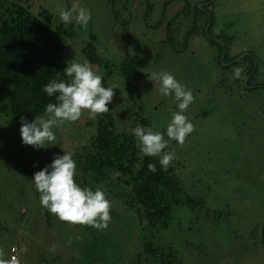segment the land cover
<instances>
[{"label":"rangeland","instance_id":"374dc122","mask_svg":"<svg viewBox=\"0 0 264 264\" xmlns=\"http://www.w3.org/2000/svg\"><path fill=\"white\" fill-rule=\"evenodd\" d=\"M10 1L28 3L31 8L46 6L56 22H62L59 10H68L73 4L89 9L91 20L86 28L75 21L69 23L74 36L67 41L65 54L84 58V44L96 36L100 52L112 62L114 74L108 82L117 99L125 88L118 70L120 60L126 52L139 54L144 74L139 92L142 115L154 121L153 130L163 133L165 140L172 117L167 109L173 105L174 112L179 111V101L174 94L163 96L160 82L149 79L151 73L167 71L191 90L194 101L183 114L194 131L182 146L175 143L173 151L183 163L176 169L185 189L182 196L202 199L208 210L200 211L197 206L200 212H195L183 202L168 228L142 225L135 210L118 208L126 205L121 187L114 189L115 198L105 183L84 177L78 168L79 145L90 134L87 130L96 128L98 115L90 118L84 111L79 120L53 129L55 141L37 148L23 144L19 122L0 112V250L4 258L16 256L20 264H138L144 237L151 236L155 245L172 247L174 264H264V0H213L212 33L220 38L229 35L232 52H241L240 62L253 53L260 62L257 80L250 85L246 79L233 78L236 67H223L231 62L223 61L225 52L220 62V51L212 46L200 21L193 25V13L177 18L176 32L169 34L173 40L165 42L167 20L187 0ZM189 1H202L199 6L203 8L207 0ZM113 126L122 131L129 128L116 117ZM64 152H70L76 162L77 184L92 190L99 187L110 201L111 220L106 230L62 222L41 206L34 173ZM216 211L221 212L220 221ZM143 261L155 263L146 255Z\"/></svg>","mask_w":264,"mask_h":264},{"label":"trees","instance_id":"16d2710c","mask_svg":"<svg viewBox=\"0 0 264 264\" xmlns=\"http://www.w3.org/2000/svg\"><path fill=\"white\" fill-rule=\"evenodd\" d=\"M188 2L190 1L182 2L184 6L173 12L174 17L167 20L165 42L173 40L169 34L176 32L174 25L177 23V18L193 13V25L199 24L200 21L204 34L208 35L212 46L217 45L220 51V62L224 52L223 61L231 62L230 65L223 67H240L243 69V78L249 77V85L252 81H256L260 64L256 53L248 54L240 62L241 52L236 55L232 52L229 35L220 38L216 32L212 33L215 11L206 8V4L201 8L196 1L194 4ZM179 3L181 1L177 2ZM214 5L215 2H212L210 8L214 9ZM172 11L173 8L169 12ZM73 36L72 25L54 21V15L46 6L40 9L31 8L28 3L25 5L18 1L0 0V112L12 115V119L19 124L21 116L32 122L35 116L44 114L45 105L56 101L54 97H49L42 91L43 86L52 78L69 80L64 70L67 62L73 59L81 63L87 60L93 68L100 66L95 72L102 76L103 83L105 85L107 83L106 86L109 87L108 79L114 74L110 67L112 62L100 52L96 36L92 35L84 44L81 50L84 58L79 54L71 56L65 54V45ZM103 50L110 51L109 48ZM229 50L233 55L229 54ZM141 59L142 57L137 53L126 52L120 60L118 70L125 88L118 99L117 96L116 98L113 96L114 102L108 104L109 111L98 115L96 128L91 130L92 132L87 130L90 134H86L87 139L85 138L84 144L79 145L78 148L81 149L78 168L84 173V177L89 175L94 181L105 183L108 193L115 198L117 197L113 194L114 189L121 187L119 193L126 205L118 208L127 207L135 210L142 225L161 230L170 226L176 208L184 206L183 202L197 210L202 207V199L182 196L185 189L176 169L183 163L178 162L179 156L173 151L175 143L178 144L176 141L170 140L164 150L176 155L167 170L161 167L159 157L145 156L139 150L138 140L132 130L137 124L148 128L154 123L149 117L142 115L144 103L139 92L141 77L143 78L144 74L140 68ZM125 93L126 98H124ZM170 108L172 109H167V112L172 114L173 105ZM115 117L126 121L129 128L123 131L116 129L113 126ZM164 118L166 117L162 120ZM87 125H90L89 122ZM149 164L156 165L155 172L149 170ZM115 175L116 177L112 179ZM126 177L128 178L124 180ZM114 180L118 182H112ZM95 188L99 187L95 186ZM197 206L199 207L196 209ZM207 210L206 207L203 211ZM111 212L115 215L113 209ZM215 216L220 218L221 212L216 211ZM11 250L14 253L13 249ZM143 255L149 259L154 258V264H174L172 247L155 245L151 236L144 237L143 250L138 255V264H144Z\"/></svg>","mask_w":264,"mask_h":264},{"label":"clouds","instance_id":"9594fccd","mask_svg":"<svg viewBox=\"0 0 264 264\" xmlns=\"http://www.w3.org/2000/svg\"><path fill=\"white\" fill-rule=\"evenodd\" d=\"M59 19L65 24L75 21L77 25L86 28L91 20V11L73 4L68 10H59ZM242 71L240 67L234 68L233 78H239ZM64 74L69 80L52 78L43 86L42 91L56 101L45 105L44 114L35 116L32 122L20 117L23 144L43 148L46 142L56 140L54 128L79 120L84 111H87L90 118L109 111L108 104L113 99L114 88L103 86L102 76L93 70L90 62L85 60L81 63L73 59L67 62ZM149 79L160 82L159 91L163 96L174 94L179 101V111L172 113L167 125L168 140H165L163 133L153 130L155 126L145 128L137 124L132 132L138 140L139 150L145 156L159 157L161 167L167 170L174 159V153L164 151L169 141L174 140L182 146L186 137L194 131V125L183 114L193 103L194 97L191 90H187L167 71L153 72ZM148 168L152 172L156 171L155 164H149ZM76 169L72 154L64 152L62 156H56L50 165L34 173L32 180L40 194L39 202L62 222L106 230L111 220V203L100 188L92 190L78 185L74 179ZM68 242L70 244L71 239ZM0 264H20V261L16 256L5 259L0 250Z\"/></svg>","mask_w":264,"mask_h":264},{"label":"flooded vegetation","instance_id":"af4514ba","mask_svg":"<svg viewBox=\"0 0 264 264\" xmlns=\"http://www.w3.org/2000/svg\"><path fill=\"white\" fill-rule=\"evenodd\" d=\"M187 1H189V0H187ZM212 2H213V0H207L204 4H206L207 5V8L208 9H210L211 11H213L214 9L213 8H210L211 7V5H212ZM209 3H211V4H209ZM200 4V3H199ZM208 9H206V10H208ZM207 13H208V11H207ZM241 55V54H240ZM242 74H243V76H244V73L242 72ZM243 76H240L241 78H242V82H243ZM248 78V81H249V77H247ZM247 78H245V79H247ZM203 119H206L207 117H202ZM222 121V120H221ZM195 143V142H194ZM203 207V206H202ZM200 208L201 210L200 211H203V210H205L206 209V206H204L203 208ZM197 212H200V211H198V210H196ZM195 217L198 219V215L196 214L195 215ZM219 219V221L221 220V218H218ZM264 240V239H263Z\"/></svg>","mask_w":264,"mask_h":264},{"label":"water","instance_id":"95a60500","mask_svg":"<svg viewBox=\"0 0 264 264\" xmlns=\"http://www.w3.org/2000/svg\"><path fill=\"white\" fill-rule=\"evenodd\" d=\"M248 82V78L246 79V83Z\"/></svg>","mask_w":264,"mask_h":264}]
</instances>
